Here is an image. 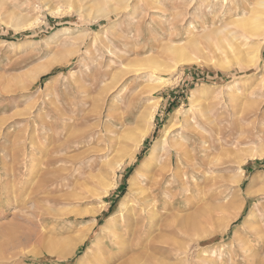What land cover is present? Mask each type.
Segmentation results:
<instances>
[{"label": "rangeland", "instance_id": "1", "mask_svg": "<svg viewBox=\"0 0 264 264\" xmlns=\"http://www.w3.org/2000/svg\"><path fill=\"white\" fill-rule=\"evenodd\" d=\"M122 1L0 0V264H264V40L229 35L257 0ZM180 128L166 196L140 160Z\"/></svg>", "mask_w": 264, "mask_h": 264}, {"label": "bare ground", "instance_id": "2", "mask_svg": "<svg viewBox=\"0 0 264 264\" xmlns=\"http://www.w3.org/2000/svg\"><path fill=\"white\" fill-rule=\"evenodd\" d=\"M126 0H123L122 3H125ZM124 5V8H128V4H123ZM112 10V9H111ZM111 11H108L107 10H101L100 11V14H102L101 16H106L108 13H110ZM250 15L246 16V17H243V16H236L237 19H235V21H233V24L234 25H237L241 30L240 31H236L234 30L233 32H230L229 35L232 36L231 38L233 39H236V37H242L244 40H247L250 39V37H258L256 38V42H254V46L251 47L252 49V53H251V57L250 59H252L253 57L256 58V56L258 55V50H259V47L261 45V43L263 42L264 40V0H257L255 2V8L252 9L251 12H249ZM243 15H245V11H243L242 13ZM17 15H15L14 17H16ZM18 18V17H17ZM14 26H20L22 25L21 22L17 21L15 23H13ZM228 36L225 35L224 36V41H225V38H227ZM253 42V41H252ZM231 44V42H230ZM234 45V44H233ZM235 47V46H234ZM236 48V47H235ZM170 50H172V54H178V57H179V60H183L185 55L183 54V51L179 48H171ZM246 57V56H245ZM244 60V59H243ZM247 60L246 62L250 61L248 60L247 58L245 59ZM239 62V61H238ZM254 62V61H253ZM144 63V62H143ZM250 63V62H249ZM252 63V62H251ZM250 63V64H251ZM142 64V63H141ZM146 66H149V67H157L158 66V63H156L154 60H151V61H147L144 63ZM41 66V65H40ZM135 66H137V64H129L126 66V68L124 69L123 73H127V72H130V71H137L140 69V68H136ZM143 66V65H141ZM43 68V67H40V69ZM39 69V68H38ZM39 69V70H40ZM154 69V68H153ZM38 70V71H39ZM42 70V69H41ZM123 69H121V72H122ZM36 71V70H35ZM37 73V71H36ZM35 73V76L37 75ZM135 74V73H134ZM116 76V75H115ZM119 79V78H118ZM118 79L116 81H118ZM162 81V80H161ZM123 89V88H122ZM123 91V90H122ZM156 105L157 104H153L151 105V112H147V113H143L141 114V118L142 120H145L146 121V124L150 125L152 122H153V118H154V111L156 109ZM145 123V122H143ZM146 127H148L146 125ZM151 127V126H150ZM184 127V126H183ZM205 127V126H204ZM175 130V129H174ZM182 129L180 128L179 131L176 132V136L174 137L173 134H171V132H169L168 130L164 131V134H161L163 135V137L158 140L156 142V148L157 149H154V150H150L149 153H146L145 156L140 160V163H144L141 164L143 165L142 168H144L145 172L146 171H149L150 170V167L152 165H157V163L159 161L162 160V157L163 155L165 154L166 156V162H165V166L163 167H157L154 171V174L157 176V177H160L159 179H153V181L151 182V187L149 189H154L156 192H160L162 191L166 196H169V190L166 189L164 186V184L166 183H170V182H178L179 185H180V182L183 180V179H188L189 175H191L190 177L193 179V180H197V176L198 175H195V171H194V167L197 165H194L193 162H191L189 160V158L192 156H188L186 155V150H184L183 146H185V148L187 147L186 143H188L189 141V137L190 136H185L183 134V132L181 131ZM148 131V128H146L145 130H143L142 132H140V130L138 132H140L141 134L137 137H135V134L133 137L134 138V141H133V145H134V148L132 149L133 152H130L131 154L129 156V160H131L132 158H134L135 154L134 152L138 150L139 146L141 145V142L144 141L143 139L145 138L146 134ZM173 131V130H171ZM188 131V130H187ZM191 132V131H190ZM136 133V132H135ZM188 134V133H187ZM172 135V136H171ZM189 135V134H188ZM191 136L193 134H190ZM202 135V134H201ZM132 137V138H133ZM204 138V137H203ZM198 141V139H197ZM200 142V141H199ZM197 143V142H196ZM200 144V143H199ZM202 144V143H201ZM197 145V144H196ZM188 148V147H187ZM263 152V151H262ZM262 152H257V153H253L252 155L250 156H253V155H258L259 157L263 155ZM175 153V157H176V162H174V158H173V154ZM208 155V154H207ZM206 158V157H205ZM219 158V157H218ZM213 157L209 158L208 157L206 159L203 160V163L200 162L199 165H203V166H206L207 164L209 165L212 161ZM192 160V158H191ZM218 160L217 157H215L213 159V162ZM119 162V161H118ZM218 162V161H217ZM216 163V162H215ZM160 163H158L159 165ZM218 164V163H217ZM117 165H120V164H116ZM157 165V166H158ZM121 166V165H120ZM173 166H175L176 168H180L182 167L183 168V171H181L180 173V177L177 176L176 172L174 170H172ZM213 167V166H212ZM117 168V167H116ZM191 169V173L188 172V169ZM209 168V167H208ZM174 169V168H173ZM197 170V169H195ZM213 170V169H212ZM209 172V170H207ZM214 171V170H213ZM211 172V171H210ZM167 173V174H166ZM213 174V173H212ZM168 177V180L167 179V176ZM153 176V175H152ZM213 176V175H212ZM212 176H209V177H212ZM156 177V178H157ZM180 178V179H178ZM207 178V177H205ZM149 179V178H148ZM210 179V178H209ZM213 180V179H212ZM209 181V180H208ZM195 181H193L194 183ZM183 184V183H182ZM168 187V186H167ZM179 193L182 192V190H184L182 187H179ZM146 191L145 188H142L139 192V194H142ZM213 191V190H212ZM204 193V192H203ZM151 194H152V191H151ZM150 195V194H149ZM148 194H146L144 196V201L146 202V204L149 203V205L151 207H153L154 205H156V202L154 201V199L152 198H149L148 199ZM165 198V197H164ZM142 199V198H141ZM166 199V198H165ZM186 199V198H185ZM168 201V200H166ZM141 205V204H140ZM149 207V206H148ZM150 208V207H149ZM171 208V207H170ZM146 213L148 214V217L150 218V222H152L154 220V216L156 215L154 210L152 209L151 212H147L146 210ZM145 214V213H144ZM112 216V215H111ZM251 218H249L250 220H253L256 215L255 213L253 212L251 215H250ZM111 218V217H110ZM109 218V219H110ZM119 225H122V222L119 223ZM121 228V227H120ZM142 229V226L139 227V230ZM123 231L126 232L125 229H122ZM112 231V230H110ZM112 233V232H111ZM113 234L114 231H113ZM114 236V235H113ZM115 238V237H114ZM116 241V240H115ZM80 243V240L78 239H75L73 241V246L72 248L70 249V253L72 251H74L76 249V245H78ZM53 246H55L56 248L59 247L61 245V241H53L52 242ZM72 244V243H71ZM51 246V247H53ZM56 248L54 249V247L49 251L50 253H53L55 254V250ZM54 249V250H53ZM64 252V251H63ZM62 252V253H63ZM68 252V251H67ZM60 252L59 255L57 256H60L62 257L64 254H62ZM66 254V253H65Z\"/></svg>", "mask_w": 264, "mask_h": 264}]
</instances>
